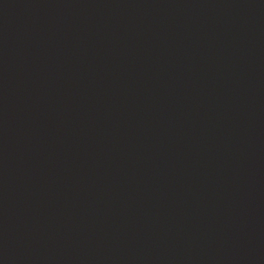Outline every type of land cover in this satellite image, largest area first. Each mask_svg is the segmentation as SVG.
<instances>
[{
	"label": "water",
	"instance_id": "water-1",
	"mask_svg": "<svg viewBox=\"0 0 264 264\" xmlns=\"http://www.w3.org/2000/svg\"><path fill=\"white\" fill-rule=\"evenodd\" d=\"M0 264H264V0H0Z\"/></svg>",
	"mask_w": 264,
	"mask_h": 264
}]
</instances>
